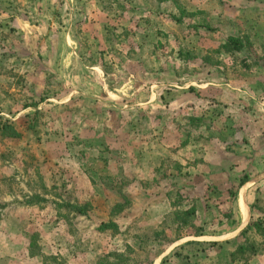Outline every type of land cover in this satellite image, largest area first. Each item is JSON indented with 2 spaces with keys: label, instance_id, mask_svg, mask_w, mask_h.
<instances>
[{
  "label": "rangeland",
  "instance_id": "rangeland-1",
  "mask_svg": "<svg viewBox=\"0 0 264 264\" xmlns=\"http://www.w3.org/2000/svg\"><path fill=\"white\" fill-rule=\"evenodd\" d=\"M0 121V264H238L264 227V0H0Z\"/></svg>",
  "mask_w": 264,
  "mask_h": 264
},
{
  "label": "trees",
  "instance_id": "trees-1",
  "mask_svg": "<svg viewBox=\"0 0 264 264\" xmlns=\"http://www.w3.org/2000/svg\"><path fill=\"white\" fill-rule=\"evenodd\" d=\"M230 40L235 41V38L231 37ZM0 135L7 137V138L20 137V133L18 132V130L15 128V126L12 123H9V122L2 123L1 121H0ZM245 180H246V175H243V177L239 179L238 188L245 182ZM238 188H236V190H232V189L229 190L231 193V197H232L231 201L233 203L236 200ZM124 198L126 200V197ZM120 207L121 205L119 203L114 205L112 208V212L113 213L120 212ZM78 211L82 212V208L78 209ZM184 215H190V212L185 211ZM223 218L225 219L226 224L230 226L235 224L236 221L234 218L233 206H231L229 210L223 213ZM250 229H254L256 233L264 235V227H263L262 220H260V218H257L255 221H250L248 225L246 226V228L240 231L239 234L236 236V238H234L233 240L235 244V248L234 250L230 252L231 262L239 264V262H245L246 261L245 258L257 255V249L255 247V244L248 241V239L245 237L246 232Z\"/></svg>",
  "mask_w": 264,
  "mask_h": 264
},
{
  "label": "crops",
  "instance_id": "crops-1",
  "mask_svg": "<svg viewBox=\"0 0 264 264\" xmlns=\"http://www.w3.org/2000/svg\"><path fill=\"white\" fill-rule=\"evenodd\" d=\"M241 209V208H240ZM242 211V210H241Z\"/></svg>",
  "mask_w": 264,
  "mask_h": 264
},
{
  "label": "bare ground",
  "instance_id": "bare-ground-1",
  "mask_svg": "<svg viewBox=\"0 0 264 264\" xmlns=\"http://www.w3.org/2000/svg\"><path fill=\"white\" fill-rule=\"evenodd\" d=\"M241 204V203H240Z\"/></svg>",
  "mask_w": 264,
  "mask_h": 264
}]
</instances>
